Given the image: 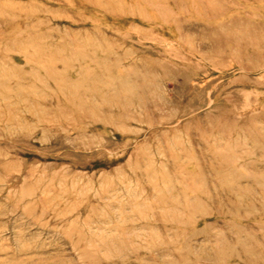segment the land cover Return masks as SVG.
Here are the masks:
<instances>
[{
  "label": "rangeland",
  "instance_id": "obj_1",
  "mask_svg": "<svg viewBox=\"0 0 264 264\" xmlns=\"http://www.w3.org/2000/svg\"><path fill=\"white\" fill-rule=\"evenodd\" d=\"M0 264H264V0H0Z\"/></svg>",
  "mask_w": 264,
  "mask_h": 264
}]
</instances>
